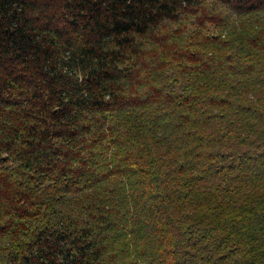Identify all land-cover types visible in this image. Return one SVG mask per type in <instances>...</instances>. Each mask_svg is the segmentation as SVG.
I'll return each mask as SVG.
<instances>
[{
    "label": "trees",
    "instance_id": "trees-1",
    "mask_svg": "<svg viewBox=\"0 0 264 264\" xmlns=\"http://www.w3.org/2000/svg\"><path fill=\"white\" fill-rule=\"evenodd\" d=\"M0 264H264V0H0Z\"/></svg>",
    "mask_w": 264,
    "mask_h": 264
}]
</instances>
